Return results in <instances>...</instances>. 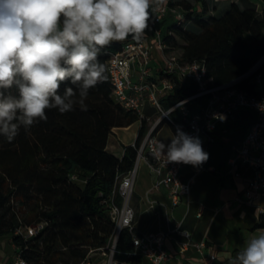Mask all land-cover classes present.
I'll return each instance as SVG.
<instances>
[{
	"label": "trees",
	"instance_id": "1",
	"mask_svg": "<svg viewBox=\"0 0 264 264\" xmlns=\"http://www.w3.org/2000/svg\"><path fill=\"white\" fill-rule=\"evenodd\" d=\"M201 1L167 0L182 19L169 25L166 18L160 24L163 54L180 63L203 62L210 85H223L247 73L264 56V12L240 0L211 15L203 2L197 11L195 5ZM119 44L103 49L100 62L105 64ZM258 73L264 79V67ZM105 74L107 80L89 90L87 110L79 105L64 114L49 109L46 121L27 130L21 126L11 142L0 135V236H10L27 264H79L89 249L105 246L112 234L113 222L101 200L112 192L116 175L132 169L147 123L140 121L133 145L124 147L121 158L105 150L113 128L139 121L136 113L114 103ZM251 79L240 81L238 88L257 94ZM194 92L193 83L175 87L162 103L168 108ZM170 127L176 134L177 128ZM115 202L120 204L118 196ZM37 226L41 227L32 236L17 233ZM255 228H264V220ZM131 232L121 230L115 258L140 264L125 256L132 250ZM238 252L232 251L224 264H231Z\"/></svg>",
	"mask_w": 264,
	"mask_h": 264
},
{
	"label": "built area",
	"instance_id": "2",
	"mask_svg": "<svg viewBox=\"0 0 264 264\" xmlns=\"http://www.w3.org/2000/svg\"><path fill=\"white\" fill-rule=\"evenodd\" d=\"M176 23L182 19V14L170 8L167 0H161L157 11L153 12L149 28L140 41L131 37L119 42V48L109 54L105 62L109 78L112 99L126 111H131L139 116V121L145 120L146 134L137 148L136 159H145L153 173L161 178L154 184V189L160 186L166 188L176 205L182 196H188L190 182L180 179V171L185 164L167 163L166 160H157L151 154L152 143L157 140L156 131L163 123L179 128L184 133L193 137H206L209 143L214 141V134L218 125L226 121L238 110H249L256 116L240 146L233 147L234 155L227 158L225 167L234 177L241 176V169L247 172L246 188L243 194L236 197V202L250 206L259 197L264 196V79L258 71L264 67L262 56L251 69L238 78L223 85H210L211 80L206 76L203 62L193 61L180 63L174 57L167 58L163 54L164 43L161 38L160 24L168 17ZM158 62V65L153 63ZM159 66L160 68L156 69ZM157 70V71H155ZM252 76L249 84L257 90V94L249 93L238 88V83ZM193 83L195 92L176 103L165 108L162 101L171 94L175 87ZM149 104L158 115L155 120L144 115L143 109ZM226 117L221 119L220 117ZM148 156L150 159H148ZM202 166L195 168L198 173ZM136 174V164L131 170L122 175H116L113 190L101 200L107 209L110 220L113 222V231L103 247L89 249L86 257L79 264H131L118 262L115 258V245L122 229L133 230L135 212L130 205L133 190V181ZM75 179V176L71 177ZM101 196V195H100ZM120 198V204L115 202V197ZM203 207H199L198 216H201ZM258 213L264 219V205L258 206ZM41 226L27 228L32 236ZM23 235L21 230L17 232ZM188 239L182 244L184 251L189 246L202 252L204 243H190ZM24 236V235H23ZM166 234L147 233L138 234L131 232L132 250L125 256L137 259L139 263L166 264L169 260L165 249ZM17 251V250H16ZM97 255V259L94 260ZM216 257L213 254L202 256L201 264H213ZM8 264H27L26 260L15 253Z\"/></svg>",
	"mask_w": 264,
	"mask_h": 264
},
{
	"label": "clouds",
	"instance_id": "3",
	"mask_svg": "<svg viewBox=\"0 0 264 264\" xmlns=\"http://www.w3.org/2000/svg\"><path fill=\"white\" fill-rule=\"evenodd\" d=\"M160 2L0 0V135L11 142L21 126L27 130L46 121L49 109L87 110L89 90L107 80L102 50L129 37L140 41ZM151 154L193 167L209 159L199 137L179 128L170 143L155 140ZM231 264H264V229L245 242Z\"/></svg>",
	"mask_w": 264,
	"mask_h": 264
},
{
	"label": "crops",
	"instance_id": "4",
	"mask_svg": "<svg viewBox=\"0 0 264 264\" xmlns=\"http://www.w3.org/2000/svg\"><path fill=\"white\" fill-rule=\"evenodd\" d=\"M239 1L202 0L195 6L200 12L203 2L208 13L214 15L224 12L231 3L239 4ZM245 1L255 5L259 14L264 12V0ZM168 19L172 18L169 16ZM153 64L156 66L158 62ZM158 68L160 67L157 66L156 69ZM146 108L152 109L149 104L144 106ZM143 114L146 115L144 112ZM255 120L253 112L238 110L226 123L218 125L213 142L209 143L204 136L199 137L204 151L209 153V159L201 165L203 168L198 173L195 172L198 167L191 165H184L181 169L180 179L191 180L190 191L176 205H173L166 188L160 186L154 189V184L161 176L152 172L145 159H136V174L130 199L135 212L133 229L138 234H166L164 246L169 256L166 264H201L202 256L207 254L215 255L213 264H224L231 258L232 251H240L253 234L264 229L255 228L256 224L264 220L258 213V206L264 205V196L250 206L236 202V197L241 196L246 188L247 172L241 169V176L234 177L225 167L226 159L234 155L232 148L240 146L249 126ZM162 125L156 131V138L168 144L171 137L168 139L166 135L161 136ZM139 127L140 121H136L127 127L113 128L107 138L105 150L121 158L124 147L133 145ZM169 128L170 136L175 135L170 125ZM200 206L203 210L201 216H198ZM183 233L189 236L190 243H204L201 253L191 246L182 250V244L188 241ZM3 236L10 238L9 235ZM0 243L2 247V241ZM15 253L14 247L10 258L0 256V264H8ZM140 264L147 263L142 261Z\"/></svg>",
	"mask_w": 264,
	"mask_h": 264
},
{
	"label": "rangeland",
	"instance_id": "5",
	"mask_svg": "<svg viewBox=\"0 0 264 264\" xmlns=\"http://www.w3.org/2000/svg\"><path fill=\"white\" fill-rule=\"evenodd\" d=\"M168 22H169V25H170V23L174 22V20L170 19ZM143 112L146 115L151 116L152 120H155L158 117V115H154V112H152V109H150V108L144 109ZM234 113H236V111ZM162 126H163V131L161 132V136L164 137L166 135V138L169 139L171 137L170 136L171 133H170V130H169L170 129L169 125L167 123H163ZM33 228L34 227H32L31 229L33 230ZM21 232L25 236L29 234L28 229H22ZM0 241H2V244H3L2 247L0 246V256L3 257V258H10L12 253H13V248H14V245L11 243L10 238L8 236H3V237H0ZM94 256H95L94 260L97 259L98 256L97 255H94ZM116 260L118 262H121V260L118 259V258H116Z\"/></svg>",
	"mask_w": 264,
	"mask_h": 264
}]
</instances>
